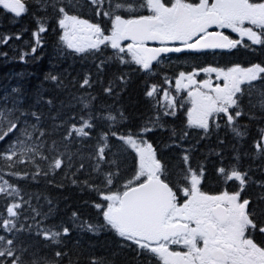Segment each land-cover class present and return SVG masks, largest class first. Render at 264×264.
I'll use <instances>...</instances> for the list:
<instances>
[{"label":"trees","instance_id":"1","mask_svg":"<svg viewBox=\"0 0 264 264\" xmlns=\"http://www.w3.org/2000/svg\"><path fill=\"white\" fill-rule=\"evenodd\" d=\"M60 6H64L70 15L100 23L106 31L111 28L110 19L97 16L96 8L89 0H79V3L73 0L71 5L68 0H63V5L56 4V8ZM27 7L28 11L20 17L0 7V38L6 39V42L0 40V108H12L13 101H16L19 111L15 114L20 117L18 127H27L31 133L30 138L19 131L10 134L0 141V151L19 138L25 142V147H36L47 157L41 159L34 153L18 155L12 167L0 159V183L6 180L19 190L18 196L0 193V224L9 218L7 206L15 201L21 204L16 218L17 228L23 226L22 231L13 232L0 227V235L15 241L17 254H21L19 249H28L22 253L24 264H30L35 257H44L55 264H91L93 258L100 260L101 264H159L148 254L138 255L131 242L123 241L111 229L101 227L92 232L86 226L89 223L104 224L102 213L94 205L105 203L96 189L104 190V173L116 170L109 162L116 160L119 164L120 176L114 180L113 190L134 174L135 152L117 137L129 132L140 133L144 128L151 129L144 133L153 141L159 159L170 170L173 183L186 167L182 160L185 154L189 156L192 168L203 166V185L208 190L220 189L225 184L218 175V168L230 169L237 165L247 171L252 180L242 196L258 203L256 197L264 192V188L256 182H264V160L256 150L255 142L261 138L264 129V111L258 104V90L264 81L253 82L255 88L251 95L248 94L249 86H244L240 103L245 114L237 120V126L245 133L242 137L231 131L222 115L212 120L207 134L203 129L188 127V99L185 96L178 98L175 115H170L165 114L170 110L166 108L168 101L160 90L152 97L146 93L152 83L163 84L167 77L179 71H189L206 63L239 62L245 66L260 63L264 66V45H251L247 39L238 48L227 52L173 54L166 58L159 70L144 72L129 54H118L110 45H101L99 50L84 53L68 49L60 40L63 35L58 24L60 14L52 7V0H48L47 8L27 0ZM103 8L108 10V3ZM142 14L147 12L142 11ZM38 21L43 22L46 31L39 34L37 45ZM33 48H36L35 52H32ZM208 55H212L211 61L207 59ZM121 57L126 62L122 63ZM49 75L58 79H48ZM86 77L90 84L81 87ZM109 86L112 87L111 94L105 92ZM33 112L39 119L31 115ZM109 113L116 117L115 121L107 119ZM81 117H91L93 127L86 129L89 135L83 137L73 133L65 139L71 125L81 126ZM32 125L36 126L35 129ZM41 131L45 133L42 137ZM112 132L117 136H112ZM185 132L187 136H183ZM104 133H108V148L105 161L100 162V171L97 172L95 157L98 147L104 143L101 138ZM53 141L56 142L55 148ZM56 158L63 161L59 169L51 166ZM232 182L235 183L233 180L227 184ZM261 221L264 216L257 220L258 223ZM64 227L69 233L62 235L58 244L37 234L40 228L62 231ZM57 251L66 255L57 258ZM0 261L10 264L11 258H0Z\"/></svg>","mask_w":264,"mask_h":264},{"label":"snow or ice","instance_id":"2","mask_svg":"<svg viewBox=\"0 0 264 264\" xmlns=\"http://www.w3.org/2000/svg\"><path fill=\"white\" fill-rule=\"evenodd\" d=\"M33 2L43 8L48 7V0ZM68 2L71 5L73 0ZM89 2L95 6L97 16L102 15L110 19V30L106 31L100 23H92L77 15H70L64 6L56 8L57 3L63 5V0H52V7L60 14L58 24L63 30L60 40L76 53L99 50L101 45H110L118 54L125 52L129 54L132 61L144 71H150L152 62L162 53L180 52L184 49H233L243 44L244 37H247L251 45H264V0H196V2L89 0ZM76 3H79V0H76ZM105 3L109 5L108 10L103 8ZM0 7L16 17L28 11L27 0H0ZM142 11H146L147 14H142ZM38 23L40 26L35 33L37 45L39 34L46 31L43 22ZM213 27L220 30L210 31ZM223 29H231L240 36V39H231ZM0 40L6 42L5 38ZM122 41L129 43L125 46L122 45ZM149 41L159 42L161 46L149 47ZM173 42H179L180 46H167ZM35 51L36 48H33L32 52ZM121 62H126L123 57ZM199 72L208 74L209 78L197 81L196 76ZM212 73L216 74L218 81L222 79L223 83H216L213 86L210 78ZM47 78L54 81L58 79L54 75ZM257 81H264V66L260 63L248 67L239 64L227 68L209 66L189 73L181 71L176 78L175 86L178 92L181 89L188 90L187 95L191 104L187 110L188 127L203 129L207 134L210 120L222 115L226 117V125L231 131L237 137H242L245 133L237 126L238 118L245 114L240 103L245 93L242 86L248 85V94L251 95V90L255 88L253 82ZM89 84V78L86 77L81 87ZM157 91V86L153 85L146 95L152 97ZM105 92L111 94L112 87L106 88ZM258 95L259 107L264 111V85L258 90ZM164 99L168 101L166 108L170 110L165 114L175 115V97H170L168 91L164 90ZM87 106L85 103V107ZM18 111L16 101H13L12 108H0V141H4L16 131L31 137L27 127H18L20 117L15 114ZM31 115L39 119L35 112ZM120 115L123 117V113ZM107 119L115 121L116 117L109 113ZM81 121L79 127L75 124L70 126L65 139L70 138L73 133L83 137L89 135L86 129L93 127L91 117L89 119L81 117ZM35 127L32 125L33 129ZM216 127H219V124H216ZM148 131L151 129L144 128L140 133L129 132L127 135L117 137L135 152V171L122 185L113 190L114 180L119 178L120 171L116 160L109 162L115 165L116 170L104 173V190L96 189L105 203L94 205L102 213L104 224L98 226L89 223L86 225L87 229L96 232L101 227H107L123 241L131 242L138 255L148 254L159 264H264V242H257L254 238L257 231L264 234V221L257 222L259 217L264 216V192L256 197L258 203L255 204L249 197L241 198L246 185L252 182L247 171H240L237 165L230 169L218 168V175L223 178L225 184L237 181L238 190L230 192L225 188L218 193L210 194L201 188L205 174L203 166L192 168L189 156L185 154L182 160L186 167L173 183L169 177L170 170L157 158L156 149L143 139L142 133ZM40 135L42 137L45 133L41 131ZM111 135L117 136V133L112 132ZM183 136H187V132L183 133ZM101 138L104 143L98 147L95 157L97 172L100 171V162L105 161L108 133L102 134ZM55 145L56 142L53 141V148ZM255 148L258 152H264V129L261 130V138L255 142ZM28 153L47 159L36 147H25V142L19 138L10 143L7 149L0 151V159L9 162V167H12L14 158ZM62 163V159L56 158L51 166L59 169ZM256 183L264 188V182ZM0 193L18 196L19 190L4 180L0 183ZM178 193H182V197ZM20 207L21 204L15 201L7 206L9 218L0 224L6 232L23 230V226L18 229L16 224ZM75 215L73 213V216ZM68 233L69 229L64 227L62 231L40 228L37 234L58 244L61 236ZM173 245L178 247L173 248ZM19 251L21 254H17L18 249L13 239L0 235V258H11L10 264H24L22 253L28 249L23 248ZM63 255L66 253L61 251L55 253L57 258ZM0 264L5 262L0 261ZM30 264L55 262L44 257H35ZM91 264H101V261L93 258Z\"/></svg>","mask_w":264,"mask_h":264},{"label":"flooded vegetation","instance_id":"3","mask_svg":"<svg viewBox=\"0 0 264 264\" xmlns=\"http://www.w3.org/2000/svg\"><path fill=\"white\" fill-rule=\"evenodd\" d=\"M193 1H196V0H193ZM215 30H217V29H215ZM224 31H226L228 34H230L231 35V37L233 38V39H240V37H239V35L237 34V33H233L232 31H231V29H223ZM243 41H244V38H243ZM150 45H158L157 43H150ZM212 50H216V51H213V52H218V51H221V52H227V51H223V50H221V49H212ZM212 55H208L207 56V59L209 60V61H211L212 60ZM162 59V58H161ZM226 63H229V61H225ZM237 64H239V65H243L242 63H237ZM162 63L160 64V63H156V64H154L153 63V65H151V67H152V69H159V68H161L162 67ZM209 66H211V67H215V66H213V65H207V67H209ZM217 83H223V81L222 80H219ZM212 190V189H211ZM208 193H210V194H215V193H218V192H220V191H222V190H220V191H218V190H215V189H213V191H209V190H206ZM178 195L179 196H181L182 197V193H178ZM241 198L243 199V197L241 196ZM254 238L257 240V242H264V234H262V233H259L258 231L255 233V235H254ZM173 248H177L178 246H176V245H173L172 246Z\"/></svg>","mask_w":264,"mask_h":264},{"label":"rangeland","instance_id":"4","mask_svg":"<svg viewBox=\"0 0 264 264\" xmlns=\"http://www.w3.org/2000/svg\"><path fill=\"white\" fill-rule=\"evenodd\" d=\"M240 37V36H239ZM244 38H247V37H244ZM126 44L127 43H124L123 41H122V45H125L126 46ZM209 78V75L208 74H205V73H203V72H199V74L196 76V80L197 81H202V80H204V79H208ZM211 81H212V84H213V86H215V84L217 83V79H216V74H211ZM215 80H216V83H215ZM222 80V79H221ZM182 90H185V89H181V91ZM190 107H191V105H190Z\"/></svg>","mask_w":264,"mask_h":264},{"label":"water","instance_id":"5","mask_svg":"<svg viewBox=\"0 0 264 264\" xmlns=\"http://www.w3.org/2000/svg\"><path fill=\"white\" fill-rule=\"evenodd\" d=\"M213 28H215V27H213ZM149 42H154V41H149ZM158 43H159V42H158ZM173 43H176V42H173ZM149 47H151V46H149ZM162 54H165V53H162ZM162 54H161V55H162Z\"/></svg>","mask_w":264,"mask_h":264}]
</instances>
